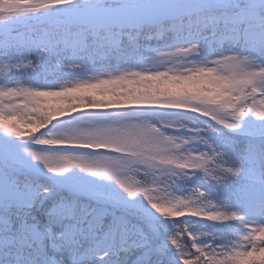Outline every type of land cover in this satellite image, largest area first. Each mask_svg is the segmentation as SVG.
I'll list each match as a JSON object with an SVG mask.
<instances>
[{
    "label": "snow or ice",
    "instance_id": "snow-or-ice-1",
    "mask_svg": "<svg viewBox=\"0 0 264 264\" xmlns=\"http://www.w3.org/2000/svg\"><path fill=\"white\" fill-rule=\"evenodd\" d=\"M0 264H264V0H0Z\"/></svg>",
    "mask_w": 264,
    "mask_h": 264
}]
</instances>
